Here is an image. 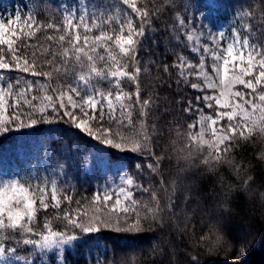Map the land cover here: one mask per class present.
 <instances>
[{"label":"snow or ice","instance_id":"snow-or-ice-1","mask_svg":"<svg viewBox=\"0 0 264 264\" xmlns=\"http://www.w3.org/2000/svg\"><path fill=\"white\" fill-rule=\"evenodd\" d=\"M44 2L45 0H41V3ZM121 6H126L122 20ZM25 7L26 10L18 8L7 17L0 14V72L15 71L31 77H44L49 81L53 79L55 72L58 76L66 78L69 71L68 62L73 58L81 68L85 66L86 60L88 72L77 76L76 86L67 84L66 89L63 85L51 88L53 95L48 94V88L51 86L39 84V81V88L32 80H27L24 86L20 87L23 78L0 86V136L34 129L41 123L64 122L95 141L90 148H76L77 169L82 166L91 167L96 174L107 176L113 168H117L116 175L119 176L121 186L116 188L108 183L97 185L91 200L92 215L86 211L81 213L80 209L76 210L77 217L65 212L63 217H57L66 221L63 229L53 228L47 219L43 229H40L36 224L39 211L37 196L39 205L45 210L48 209L50 205L46 202L47 186L41 187L39 181L35 186L26 184L22 176L0 179V264H52L50 256L55 258V264H73L66 254L75 255L81 246L84 264H130L126 258L127 253H118L110 243V238L102 236L101 233L116 231L135 235L144 230L140 214L137 212L139 202L135 196L137 191L148 192L149 189L134 181L128 172L129 165L125 157L131 153L146 161L144 165L139 160L133 163L138 172L145 166L151 171L159 168L161 157L155 155L151 146L152 137L148 134L145 119L147 109L153 101H141L137 82L135 98L142 117L137 126L131 118V93L118 90L113 97L111 92L105 94L91 81L93 77H99L101 80L114 78V86L118 89L120 78L127 77L137 81L139 67H136L135 73L119 68L106 70L96 67L97 59L104 60L103 56L97 54L98 49L107 45L105 51L108 52V59L117 64L119 61L112 55L108 43L114 41L122 56L138 64L137 57L140 52L147 51L145 39H151L153 45L158 44L156 34L164 29H156L152 20L154 17L159 19L164 13V8H156L150 12L147 6L138 7L136 0H75L74 3H61L58 6L57 11H62L63 14V22L60 25L40 20L38 11ZM179 7L183 11V15L177 13L178 28L182 32H206L213 40L218 34L219 39L224 40V31L216 25L219 9L223 7L218 0H179ZM127 10H130V13ZM229 10L234 21L247 18L250 23L241 24L240 28H231L233 39L219 46L222 57L215 51L212 53L213 58L220 62L219 66L213 65V71L219 75V94H215L213 84H208L207 88L212 90L213 95H205L203 100L206 108H212V101H215L216 115L215 118L209 115L199 120L200 136L204 135L207 125L214 137V142H206L209 153L201 161L210 171L216 164H231V161L225 160L224 157L239 139L247 140L256 131L264 134V0H254L247 6L240 3V0H233L232 6L225 9V12ZM133 16L139 21L138 27L133 21ZM113 19L118 21L119 34L113 35L101 30L98 35H89L104 24L110 25ZM42 29H55L64 33L57 41L61 47L65 42L69 45L63 47L59 54L63 65L56 63L55 52L51 53V59H45L42 65H38V60L48 54V49L40 50L31 41ZM241 30L246 33L243 38L240 36ZM167 38L163 37L162 41ZM47 39L57 40L51 35ZM188 39L191 40L192 36L189 35ZM29 49H33L31 53ZM209 51L205 45L204 52ZM43 65L54 67L52 71L37 70ZM167 70L168 65H164V71ZM2 79L3 76H0V80ZM191 87L198 89L195 83L191 84ZM241 87L247 91L238 90ZM199 90L204 91L202 88ZM196 100L199 105L201 97L198 96ZM188 104L185 112L191 113L194 110L192 102L189 100ZM118 108L120 118L116 115ZM195 111L202 109L197 107ZM49 112L52 115H49ZM225 120L227 127L223 124ZM41 150L44 157L53 160L60 170L72 167L69 159L56 148L45 145ZM149 156L153 158L154 163L148 162ZM185 160L189 164L195 163L191 153L185 156ZM42 174L47 177V169ZM64 174L67 175V172L64 171ZM58 183L57 179H53L51 184V200L55 208L61 205L57 192ZM152 198L156 199L155 193H152ZM64 200L71 203L72 196L65 195ZM79 203L77 201V204ZM168 207H173L171 199ZM158 211V208L148 209L153 220L158 219ZM133 212L136 213L137 219L126 228L119 227L120 220L113 218L115 214L116 217H123L124 223H127V217ZM81 215L82 219L79 218ZM217 239L219 240V237ZM254 239L255 237L250 235L236 241L240 256L246 255ZM190 264H200V261L197 257H192Z\"/></svg>","mask_w":264,"mask_h":264},{"label":"trees","instance_id":"trees-1","mask_svg":"<svg viewBox=\"0 0 264 264\" xmlns=\"http://www.w3.org/2000/svg\"><path fill=\"white\" fill-rule=\"evenodd\" d=\"M10 1V10L13 13L18 8L26 10L25 6H28L39 12L40 20L62 25V11H57L61 4L59 0H45L44 3H41V0ZM74 2L75 0H71L69 4ZM136 2L138 7L147 6L150 12L155 11L156 8H164V13L159 19L154 17L152 20L156 29H164L156 34L158 44L153 45L151 39L146 38L147 51L140 52L137 57L138 64L122 56L114 41H110L108 43L111 46V53L119 61L113 64L108 59V52L105 51L107 45L101 46L97 54L103 56L104 60L97 59L96 67L106 70L119 68L129 73H135L136 67H139L140 72L135 82L127 77L120 78L119 89L114 86V78L101 80L99 77H93L91 83L98 85L105 94L111 92L113 97L118 90L131 93V118L133 124L139 126L142 117L135 98L138 82L141 101L144 99L153 101L147 109L148 114L145 119L148 134L152 137L151 146L155 155L161 159L159 168L155 171L145 166L138 172L134 169L133 163L139 160L144 165L146 161L131 153L125 157L129 165L128 172L134 181L149 189L148 192L137 191L135 196L139 202L137 212L140 214L144 230L135 235L116 231H104L101 235L110 238V243L118 253H127L126 258L130 264H190L192 257H197L200 264H264V134L256 131L249 139H239L235 142L224 157L225 160L231 161V164L226 162L216 164L211 171L201 164V161L208 156L209 149L201 147L200 143L190 139L189 126L199 112L215 113V107H205L202 94L191 87L190 81L181 74L176 65L181 57H195L191 45L178 28L177 13L183 15L179 0H136ZM218 2L223 7L219 9L217 20L228 26L225 38L231 41L233 39L231 28H240L241 24H248L250 21L247 18L234 21L232 12L230 10L225 12V9L232 6L233 0H218ZM253 2L254 0H240V3L246 6ZM125 9L126 6H121V20L124 19ZM127 11L130 13V10ZM132 18L138 27L139 21L134 16ZM101 30L113 35L119 34L118 21L113 19L110 25L104 24L89 35H98ZM63 34L55 29H42L36 33L31 43L37 45L40 50L48 49V54L38 60V65H42L45 59H51L52 52L56 53V63L63 65L59 54L63 51V47H69L67 42L63 47L57 42L58 37ZM49 35L56 37L57 40L49 41L47 39ZM245 35L246 33L241 30V38ZM165 36L168 38L162 41ZM32 50L29 49V53ZM6 59L10 58L6 57ZM84 65L83 68L76 65L73 58L67 65L69 69L67 77L58 76L53 72V79L50 81L44 77L36 78L15 71H3L0 72V76H3L0 82L7 85L9 82L14 83L17 78H23L20 87H23L27 80H32L39 88L37 84L39 81V84L50 85L48 94L53 95L51 88L74 84L80 73H87L86 60ZM164 65H168L167 72L164 71ZM53 67L43 65L37 70L52 71ZM38 94L42 95L39 92ZM198 96L201 97L199 105L196 100ZM189 100L194 109L191 113L185 112L189 107ZM197 107L202 111H195ZM49 115L52 113L49 112ZM116 115L120 118L119 108ZM126 117L127 113H125ZM94 143L95 141L85 137L78 129L64 122L41 123L34 129L0 136V164L1 162L23 164L27 157H32L33 152L36 153L33 161H41L36 171L31 172L24 166L26 169L19 175L26 184L31 183L35 186L39 181L41 187L46 185L48 188L46 199L50 205L48 209L45 210L39 205L37 196L39 211L36 215V224L40 229H43L46 219L52 223L53 228L63 229L66 221L57 217H63L65 212L77 217L76 210L80 209L81 213L86 211L92 215L93 192L97 185L102 184L103 176L96 174L91 167L82 166L77 169L75 159L77 147L86 149ZM45 145L62 152L63 156L69 159L72 167L63 171L57 168L53 160L44 157L41 149ZM188 153L192 154L194 164H189L185 160ZM148 162L154 163L151 156L148 157ZM45 169L48 171L47 177L42 174ZM53 179L59 182L57 188L61 200L59 208L52 206ZM152 193L156 195L155 200L152 198ZM65 195L72 196L71 203L64 200ZM170 199L173 202L171 208L168 207ZM77 201L80 203L77 204ZM157 208L158 219L153 220L148 209ZM79 218L82 219L83 216ZM113 218L120 220L119 227L126 228L135 223L137 216L135 212L131 213L127 217V223H124L123 217H116L115 214ZM242 229L248 230V235H244V238L250 235L255 237L244 256L239 255L236 244V241L241 239L236 231ZM209 231L210 233H207ZM215 237H219V240ZM66 255L73 264H84L83 246L75 255L71 253Z\"/></svg>","mask_w":264,"mask_h":264},{"label":"rangeland","instance_id":"rangeland-1","mask_svg":"<svg viewBox=\"0 0 264 264\" xmlns=\"http://www.w3.org/2000/svg\"><path fill=\"white\" fill-rule=\"evenodd\" d=\"M0 14L3 16L7 17L9 16L10 12H4L2 8L0 7ZM216 25L218 29H222L224 33L226 32V26L223 24H220L216 21ZM185 35L186 39L188 40L189 44L191 45V50L194 52L195 57L194 58H188V57H181L178 59L176 62V65L178 67V70L181 72V74L190 81L191 84L195 83L198 85V90L201 94L202 97L205 95H213L212 90L207 88L208 84H213L214 88L216 89L215 94H219V75L213 71V65L219 66L220 62L218 60H215L213 58V51L218 53L221 57L223 56V53L220 51V45L221 44H226L227 41L224 37V40L221 41L219 39V36L217 34V38L215 40L209 38L207 36V33H201V32H196V31H185L183 32ZM191 35L192 39L189 40L188 36ZM207 45L208 48L210 49L209 52H204V46ZM199 49V51H195V49ZM77 82L73 84V86H76ZM0 86H6L2 82H0ZM66 86L64 88L66 89ZM81 91H83V85H80ZM204 89V91H200L199 89ZM238 90L240 91H247L246 89H243L242 87L239 88ZM59 94V93H58ZM79 100V98H76ZM204 101V100H203ZM215 107V113H208V112H199L196 115V118L194 119L193 123L191 125H196L195 127H191L190 130V139L193 141L200 143L204 147H207V143L214 142V137L211 134V128L205 126V132L204 135L201 137L200 136V126H199V120L201 117H207L211 115L213 118H215L216 115V106H215V101H212V107ZM224 110V109H221ZM77 112H79V109H77ZM259 113H257L258 118ZM255 119V118H254ZM224 126L227 127V121L225 120L223 122ZM219 127V125H217ZM193 137H196V139H193ZM36 154L33 152L32 156H35ZM28 162H26V165L30 167L32 171L37 170V166L41 164L40 161L36 160L35 162H32L28 157H27ZM17 168H19V165L14 164L12 166H6L2 164L0 166V179H7L11 176H17ZM118 172L117 168H113L110 173L107 174V176H103V182L101 185L108 183L110 185H113V187H120L121 182L119 179V176L116 175ZM113 182H115L113 184ZM239 235V238H244V235H248V230L247 229H242V230H237L236 231ZM207 233H210L207 232ZM214 233V232H213ZM212 233V234H213ZM211 237V236H210ZM216 238V237H215ZM217 239V238H216ZM49 259L52 261V264H55V258L50 256Z\"/></svg>","mask_w":264,"mask_h":264}]
</instances>
